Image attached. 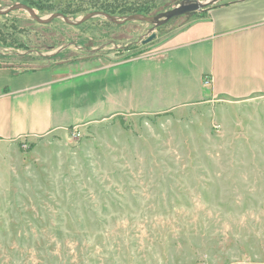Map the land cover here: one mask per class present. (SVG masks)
<instances>
[{"label": "rangeland", "instance_id": "1", "mask_svg": "<svg viewBox=\"0 0 264 264\" xmlns=\"http://www.w3.org/2000/svg\"><path fill=\"white\" fill-rule=\"evenodd\" d=\"M182 1L0 0V10L25 3L44 19L66 12L80 20L101 10L119 15L130 5L157 16ZM202 14L174 18L148 45L141 41L154 26L144 22L120 27L94 19L73 27L63 20L42 25L25 11L0 16V40L12 47L24 40L45 55L20 61L8 55L13 48L0 45L1 68L66 66L76 75L68 81L72 88L115 85L117 94L107 104L101 97L99 120L35 142L0 143V264L264 262V96L208 95L177 112L105 116L131 108L123 94L130 74L158 66L130 61L169 46L164 38ZM121 46L132 48L125 54ZM159 66L174 69L149 84V95H164V103L142 101L144 109L165 110L166 96L173 105L177 89L208 90L188 61ZM83 68L102 69L85 74ZM74 103L92 109L99 102L80 97Z\"/></svg>", "mask_w": 264, "mask_h": 264}, {"label": "crops", "instance_id": "2", "mask_svg": "<svg viewBox=\"0 0 264 264\" xmlns=\"http://www.w3.org/2000/svg\"><path fill=\"white\" fill-rule=\"evenodd\" d=\"M165 42L170 45L130 61L133 65L146 61L158 66L154 71L139 67L141 70L136 69V72L130 74L125 82L123 94L131 99V108L115 107L105 116L119 112L130 115L177 112L176 109L180 110L202 102L208 95L213 99L236 100L264 96V0L221 2L174 31L164 38L161 44ZM8 55L20 57L21 59L16 58L20 61L25 56L32 58L45 56L39 51L22 50L21 52L20 49L16 51L15 48L13 53ZM187 61L194 66V74L202 77V82L206 76L212 78V85L206 87L208 90L199 95L198 90L195 94H191L187 89H177L173 94L176 98L173 105L166 96L169 103L165 110L152 112L144 109L145 104H141L142 101L147 102L154 98L157 102L164 103L160 99L164 95H149V84L153 80L163 81L167 79V75L174 74L172 67L166 69L160 68L159 65L181 67ZM113 66L110 64L104 67ZM72 69L66 66L48 65L41 69L14 71L8 67H0V143L35 142L57 134L68 126L91 123L100 119L94 118L97 113L96 108L101 104V97L106 104L117 98L115 85H105L101 88L91 86L87 90L80 91L77 87L72 88L68 85L71 83L68 81L76 79V75L71 73ZM101 69L83 68L80 72L92 74ZM186 93L188 97H185ZM80 97L94 98L99 103L92 109L87 108L86 103L85 106L74 103L79 101ZM183 98L186 101L182 103V100H185ZM70 99L72 102H68ZM135 100L137 106L134 105ZM56 110L60 111L56 112ZM69 114L72 117L63 123ZM230 264H264V262L240 261Z\"/></svg>", "mask_w": 264, "mask_h": 264}, {"label": "water", "instance_id": "3", "mask_svg": "<svg viewBox=\"0 0 264 264\" xmlns=\"http://www.w3.org/2000/svg\"><path fill=\"white\" fill-rule=\"evenodd\" d=\"M222 1L223 0H184L180 4H178L175 8H173L171 11L159 14L157 16H145V15L137 14L122 18H117L104 12H93L80 20H73L72 18H69L62 13H57L47 19H44L39 17L33 8L25 4L19 3L14 6H11L8 9L0 10V16H7L16 11H25L39 24L48 25L51 24L54 20H63L66 24L73 27L81 26L86 22L93 20L97 17H105L109 21L118 25H123L132 22H144L154 26L152 32L150 33V36H148V38L142 41L143 45H148L157 39L156 30L160 27L165 26L174 18L183 15H190L191 17H194L202 11L217 6ZM60 51L61 50L57 51V53H59Z\"/></svg>", "mask_w": 264, "mask_h": 264}, {"label": "trees", "instance_id": "4", "mask_svg": "<svg viewBox=\"0 0 264 264\" xmlns=\"http://www.w3.org/2000/svg\"><path fill=\"white\" fill-rule=\"evenodd\" d=\"M21 4H25V3H21ZM25 5H27V6H29V7H31V8H33V6L32 5H28V4H25ZM34 9V8H33ZM35 10V9H34ZM139 10H142V8H134L133 7V5H130L129 7H125V8H123V9H121V12L119 13V15H117L116 13H114V12H109V11H103V10H101V12H105V13H108V14H111V15H116V16H120V15H122V16H131V15H136V14H141V15H145V16H148V14L147 13H144V12H141V11H139ZM62 14H64L65 16H68L67 14H66V12H64V13H62ZM54 21H56V20H54ZM53 21V22H54ZM52 22V23H53ZM50 25V24H49ZM24 40H19V42L18 43H14V47H12V45H10V44H8V42L6 41V39L5 40H0V45H4V46H9V47H11V48H15V49H20V50H25V51H33V52H36L37 50L36 49H33V48H31V45H30V42L29 43H26L25 41L23 42ZM49 47H51V48H49ZM50 49L52 50V49H55L53 46H47V48L46 49H44L45 51H50ZM63 55V53L62 54H60L59 56L61 57ZM22 57V56H21ZM11 58V57H10ZM12 58H19V59H21L20 57H16V56H12ZM26 58V57H25Z\"/></svg>", "mask_w": 264, "mask_h": 264}, {"label": "flooded vegetation", "instance_id": "5", "mask_svg": "<svg viewBox=\"0 0 264 264\" xmlns=\"http://www.w3.org/2000/svg\"><path fill=\"white\" fill-rule=\"evenodd\" d=\"M95 12H101V11H95ZM105 13V12H104ZM108 14V13H107ZM109 15H111V14H109ZM111 16H113V17H117V18H122V17H126V16H122V15H120V16H116V15H111ZM68 17V16H67ZM70 18V17H69ZM95 19H98L99 21H103V22H106V23H110V24H114V25H118V24H115V23H113V22H111V21H109L108 19H106L105 17H97V18H95ZM94 20V19H93ZM91 21V20H90ZM89 22V21H88ZM87 23V22H86ZM85 23V24H86ZM128 23H126V24H123V25H121L120 27H124V26H126ZM84 25V24H83ZM82 26V25H81ZM78 27H80V26H78ZM161 28V27H160ZM104 29H109L110 30V28H104ZM159 29V28H158ZM129 36H131V33L129 34ZM143 41V40H142ZM141 41V42H142ZM127 47L128 46H121V47H118V49H122V51H123V49H124V51H125V54L127 53V51L128 52H130L131 51V48H132V46H130V47H128V49H127ZM49 48H51V47H49ZM104 49H100L99 50V52H104L103 51ZM50 51H51V49H50ZM63 51L65 52V51H67L66 49L65 50H61L59 53H57V55L58 54H62L63 53Z\"/></svg>", "mask_w": 264, "mask_h": 264}, {"label": "built area", "instance_id": "6", "mask_svg": "<svg viewBox=\"0 0 264 264\" xmlns=\"http://www.w3.org/2000/svg\"><path fill=\"white\" fill-rule=\"evenodd\" d=\"M211 85H212V78L210 76H206L204 78V86L209 88Z\"/></svg>", "mask_w": 264, "mask_h": 264}]
</instances>
